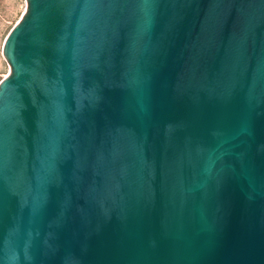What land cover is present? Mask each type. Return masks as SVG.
I'll list each match as a JSON object with an SVG mask.
<instances>
[{
    "label": "water",
    "instance_id": "1",
    "mask_svg": "<svg viewBox=\"0 0 264 264\" xmlns=\"http://www.w3.org/2000/svg\"><path fill=\"white\" fill-rule=\"evenodd\" d=\"M25 1L0 264H264V0Z\"/></svg>",
    "mask_w": 264,
    "mask_h": 264
},
{
    "label": "rangeland",
    "instance_id": "2",
    "mask_svg": "<svg viewBox=\"0 0 264 264\" xmlns=\"http://www.w3.org/2000/svg\"><path fill=\"white\" fill-rule=\"evenodd\" d=\"M25 9V0H0V81L9 74V66L2 54L4 40Z\"/></svg>",
    "mask_w": 264,
    "mask_h": 264
}]
</instances>
